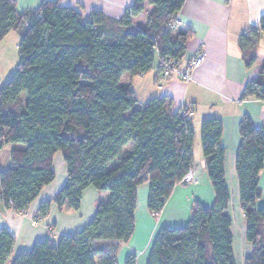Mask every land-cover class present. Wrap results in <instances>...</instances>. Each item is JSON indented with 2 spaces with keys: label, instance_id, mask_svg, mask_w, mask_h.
<instances>
[{
  "label": "trees",
  "instance_id": "16d2710c",
  "mask_svg": "<svg viewBox=\"0 0 264 264\" xmlns=\"http://www.w3.org/2000/svg\"><path fill=\"white\" fill-rule=\"evenodd\" d=\"M185 0H134L118 19L93 10L88 19L56 1L19 13L14 0H0V41L19 35L18 62L0 87V151L16 145L9 166L0 171V199L6 209L26 212L55 177L52 161L61 155L66 181L39 204L43 220L53 204L60 212L77 211L82 192H107L92 219L56 243L37 241L13 255L15 238L0 229V264H117L116 255L134 231L136 189L148 185L146 209L156 219L174 187L191 169L194 133L186 108L171 110V99L136 101L123 75L141 76L155 63L181 61L190 29H173ZM142 27L134 20L145 9ZM264 19L239 36L246 69L256 61ZM264 101V60L257 78L248 81L240 101ZM222 123L202 120L200 148L214 200L209 208L191 207L180 228L160 227L146 264H235L232 256L229 194L224 178ZM234 160L238 205L250 253L243 264H264V206L258 187L264 161V131L249 118L238 124ZM124 264H136L128 255Z\"/></svg>",
  "mask_w": 264,
  "mask_h": 264
},
{
  "label": "crops",
  "instance_id": "0c3cea01",
  "mask_svg": "<svg viewBox=\"0 0 264 264\" xmlns=\"http://www.w3.org/2000/svg\"><path fill=\"white\" fill-rule=\"evenodd\" d=\"M14 1L16 10L21 13L36 9L44 0ZM52 1H56L60 7L78 11L84 19H88L93 10L101 11L109 18L118 19L134 2V0ZM144 12L134 20L135 27L140 28L144 25L146 17ZM263 16L264 0H185L176 19L180 22L178 29H190L192 35L186 42L181 67L198 50L201 49L206 54L202 64L194 69L192 80L184 83L174 76L164 79L156 68L157 63L141 76L123 75L121 78L122 83L130 86L136 99L142 98L144 102H149L152 99L167 97L171 99L172 111L185 107L189 112L188 119L192 127L199 128L201 121L206 119L216 118L221 121L220 145L225 153L224 178L229 194L227 213L231 222V249L235 264H243L251 250L244 239L243 215L238 205V186L234 171L239 143L238 124L243 117H247L255 128H262L264 131V101L239 100L244 85L258 76L264 60V35L255 48L256 61L248 69L243 65L238 39L248 29L257 27ZM0 63L2 66L5 65L4 61ZM60 161L57 160L59 165ZM53 163L54 160L52 167ZM8 165L9 160H4V169ZM191 169L195 172L194 181L189 184L180 181L176 184L156 219L146 209L148 185L144 184L136 189L134 231L130 240L119 247L116 255L117 264H124L128 255L136 257V264H146L151 243L160 227L169 229L183 227L190 217L194 203L204 208H209L213 204L214 195L205 173L201 148L195 156L193 155ZM63 173L58 183L51 182L41 190L23 214L6 209L0 199V229H6L15 238L13 255L29 251L37 241L48 239L56 243L61 236L80 231L92 219L96 203L107 199V192H98L92 187H87L81 194L77 211L60 212L52 204L43 220L34 219L39 204L51 199L66 181L65 168ZM258 187L263 193L264 161ZM260 199H264L263 196ZM262 204L264 206V202ZM32 221H36V224H32Z\"/></svg>",
  "mask_w": 264,
  "mask_h": 264
},
{
  "label": "rangeland",
  "instance_id": "374dc122",
  "mask_svg": "<svg viewBox=\"0 0 264 264\" xmlns=\"http://www.w3.org/2000/svg\"><path fill=\"white\" fill-rule=\"evenodd\" d=\"M150 11H151V8L148 9L146 7L144 13L147 14ZM18 43H19V35L16 32H13V31L9 32V34H7L6 37L2 41H0V60L4 61V63H5V65H3V66L0 63V87L3 84V82L7 78L11 77L13 75V73L15 72V70H16V65H17V62H18V58H17V45H18ZM2 61H0V62H2ZM121 83H122V81H121ZM141 99L142 98H137L136 101L138 103H140V104L147 103V102H144L145 100H141ZM192 130H193V133H194V142H193V146H192L193 147L192 154L195 156V154L197 152H199V150H200L199 128L198 127L196 128V126H195V127H192ZM15 147H19V146L7 145L6 147H4L0 151V169L1 170L4 169V167H5V166L3 167L4 160H6V161L9 160L10 152ZM53 160H54L53 170H54L55 178L52 181V184H56L62 178V176L64 174L63 172H64L65 166H64V163L62 161L61 155L59 153L54 155ZM57 160H61L60 161L61 165H59V163H57ZM8 166H6L5 169H7ZM194 178H195V172H194ZM64 183L65 182H63L61 184L60 188L63 186ZM263 202H264V199H260V200H258L256 202L255 206L257 208H259V207H261L263 205L262 204ZM53 243H55V242H53Z\"/></svg>",
  "mask_w": 264,
  "mask_h": 264
},
{
  "label": "built area",
  "instance_id": "2783aa9c",
  "mask_svg": "<svg viewBox=\"0 0 264 264\" xmlns=\"http://www.w3.org/2000/svg\"><path fill=\"white\" fill-rule=\"evenodd\" d=\"M264 19V16H263ZM180 22L176 21L172 24L173 29H178ZM205 52L203 50H198L193 54V56L185 62L183 67H181V61L173 60L163 64L161 70V76L164 79L175 77L181 82L188 83L192 80V73L194 69L199 67L203 60L205 59ZM185 116L188 119L189 112H185ZM194 180V171L190 169L187 174L182 178L181 182L184 184H189ZM32 224H36V221H32Z\"/></svg>",
  "mask_w": 264,
  "mask_h": 264
}]
</instances>
